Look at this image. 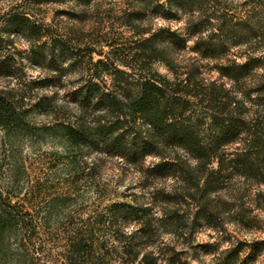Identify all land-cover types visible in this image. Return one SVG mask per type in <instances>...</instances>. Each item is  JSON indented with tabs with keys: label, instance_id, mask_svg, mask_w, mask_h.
Returning <instances> with one entry per match:
<instances>
[{
	"label": "trees",
	"instance_id": "16d2710c",
	"mask_svg": "<svg viewBox=\"0 0 264 264\" xmlns=\"http://www.w3.org/2000/svg\"><path fill=\"white\" fill-rule=\"evenodd\" d=\"M97 1L14 0L0 13V77L16 79L0 86V128L38 111L53 121L47 127L68 159L121 158L159 204L109 202L101 214L117 226L105 238L94 237V226L74 228L59 252L35 246V259L176 264L165 235L184 237L199 253L192 234L202 224L222 230L237 222L263 232L264 0H125L108 19L89 10ZM52 6L69 23H55ZM158 18L184 19L183 30L156 25ZM14 34L30 41L23 65H40L44 75L15 74ZM70 70L79 73L77 85L63 99L33 93L64 87ZM241 191L263 202L241 211L233 200ZM4 221L0 215V242ZM204 247L213 258L203 264H264L262 237L220 251ZM5 253L0 244V258Z\"/></svg>",
	"mask_w": 264,
	"mask_h": 264
},
{
	"label": "rangeland",
	"instance_id": "374dc122",
	"mask_svg": "<svg viewBox=\"0 0 264 264\" xmlns=\"http://www.w3.org/2000/svg\"><path fill=\"white\" fill-rule=\"evenodd\" d=\"M13 1L0 0V13L7 10ZM124 6L125 0H99L89 10L98 9L99 15L108 19ZM54 7L48 14L55 18V23H69L65 17L53 14ZM156 25L183 30L184 19L158 18ZM12 38L14 44L10 57L16 61L15 74L25 72L29 78L44 75L40 65H23L24 50L30 46V41L20 34H14ZM192 44L193 41H190L189 46ZM68 74L64 87L34 89L33 93L57 94L58 99H63L67 91L77 85L72 82L79 76L77 71L72 70ZM210 75L214 78L218 76L215 72ZM15 81L11 77H0V86H13ZM51 124L53 121L50 118L33 110L19 126L10 125L7 130L0 128V215L6 220L3 223L6 230L0 242L6 253L0 258V264H41L35 259V256L41 259L40 253H35V246L52 247L53 252H59L74 228L94 226V237L105 238L110 228L113 230L117 226L101 214L102 208L109 202L127 200L132 204H159L154 198V188H145L141 173L121 158L94 153L85 165L78 163L79 158L77 161L68 159L63 147L55 140L54 131L47 127ZM84 168L89 175L80 178ZM235 196L233 200L241 211H251L263 202V199L255 202L254 192L251 191L248 195L241 191ZM258 226L264 230V223L260 222ZM137 227L131 225L127 229L132 231ZM224 228L215 229L206 224L196 226L192 242L199 253H194L184 243V237L165 235V241L171 242L170 245L175 248L176 264H203L213 258V254L202 252L204 246L212 245L220 251L238 239L264 238V231L248 229L237 222L228 223ZM59 256L60 253L56 259H60Z\"/></svg>",
	"mask_w": 264,
	"mask_h": 264
}]
</instances>
